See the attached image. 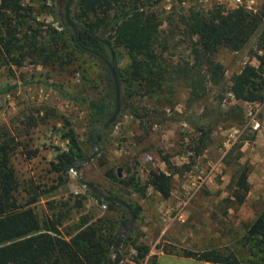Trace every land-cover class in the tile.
<instances>
[{"label":"trees","instance_id":"trees-1","mask_svg":"<svg viewBox=\"0 0 264 264\" xmlns=\"http://www.w3.org/2000/svg\"><path fill=\"white\" fill-rule=\"evenodd\" d=\"M43 1L57 5L63 0ZM161 1L74 0L70 10L74 25L70 26L65 18V4L63 21L55 27L38 21L33 8L26 6L23 0H0V71H12L29 63L72 76L78 62L86 55L100 64L96 81L87 72H81L76 96L67 91L64 83L52 81L49 72L39 76L40 83L66 99L80 101L89 111L92 138L89 137L86 149L68 118L58 112H47L46 119L58 120L63 125L62 138L70 142L68 150L57 156L58 163L52 164L55 172L69 171L74 164L78 170V165L87 161L90 146L106 147L115 128V123L107 125L116 108V86L106 61L118 72L121 110L127 108L131 116L142 121L149 114H140L132 108V102L148 99L157 109L172 107L176 81L190 90L193 102L201 101L210 85L221 86L225 68L216 61V56L222 50L231 53L244 50L264 22V11H253L244 6L226 10L221 5L210 9L192 7L162 20L156 9ZM164 24L170 29H163ZM174 26L191 45V58L175 66L167 57L168 54L174 57V46H171ZM257 50L258 65L247 63L230 80L228 91L235 103L232 110L238 112L241 123L244 122L242 103L264 102V32ZM121 55L128 59L124 68L118 66ZM98 82L102 85L99 94L96 92L99 88L95 86ZM15 87V83L3 86L0 95ZM204 133L194 143L196 155H201L208 145L209 135ZM20 148L26 149L15 130L0 125V264H114L113 248L118 235L123 232L126 239L121 246L128 245L134 250L137 264L145 262L151 248L143 242V233L137 227L140 207L128 203L125 195L130 189L145 194L151 187L164 199H169L174 171L152 169L146 184L132 173V168L125 177H119L114 168L108 169L106 185L84 175L83 178L97 190L85 191L100 206L105 205L106 211L96 219L84 216L74 232L64 234L59 228L65 218L63 213L41 220L34 208L40 198L52 190L39 193L34 186H22L13 163ZM34 154L36 152L28 151L25 156L31 158ZM163 160L170 163L168 157ZM98 161L102 165L108 163L101 157ZM250 189L249 170L245 168L235 180L232 204H244ZM22 191L26 196H22ZM117 200L132 207L136 216L134 223L129 210ZM242 241L243 249L238 251L221 248L163 251L210 264H264V209L252 224L246 225ZM243 251L247 257L241 256ZM147 264H158V255L151 256Z\"/></svg>","mask_w":264,"mask_h":264},{"label":"rangeland","instance_id":"rangeland-1","mask_svg":"<svg viewBox=\"0 0 264 264\" xmlns=\"http://www.w3.org/2000/svg\"><path fill=\"white\" fill-rule=\"evenodd\" d=\"M23 1L33 8L38 21L55 27L63 21L67 0L57 5L43 0ZM237 1L162 0L156 9L162 20L192 7L210 9L221 5L230 10L244 6L253 11H264V0ZM163 29L170 28L164 24ZM263 32L264 22L244 50L239 53L222 50L216 56V61L225 68V77L221 86L210 85L201 101H191L190 90L177 81L174 82L172 107L157 109L151 100H134L132 108L142 115L148 113L149 117L139 121L131 116L130 110L122 109L106 147L90 146L87 161H82L75 170L82 177L85 175L105 185L106 171L111 168L120 170L122 177L129 175L128 170L132 168V173L141 178L142 184H146L152 169L174 171L170 199H160L151 187L145 194L130 189L125 195L128 203L140 207L137 227L143 233L142 240L146 245L155 244L159 227L169 226L174 227V245L164 244L162 239L156 247L174 253L181 249H243L246 225L252 224L264 209V102L261 109L255 105H242L244 122L241 123L238 112L232 110L235 103L228 90L233 74L239 73L247 63L258 65L255 54ZM171 46H174V57L169 54L167 57L174 61V66L191 58L189 39L176 26ZM118 63L124 68L128 64L127 57L121 55ZM99 65L97 60L86 55L78 62L72 76L29 63L12 71H0V88L9 83L16 84L11 92L0 95V125L15 130L19 141L26 147L25 151L20 148L14 156V166L23 187L34 186L39 193L52 190L40 198L34 208L41 220L63 213L65 218L59 228L64 234L74 232L84 216L96 219L106 209L78 182L71 171L73 166L60 173L53 170L52 164L58 163L57 156L68 149L64 145L66 139L62 138L63 125L56 119H46L47 112H58L68 118L86 149L91 136L89 111L80 101L66 99L40 83L39 76L49 72L52 81L64 83L67 91L76 96L81 72H87L96 81ZM95 86L99 88L96 89L99 94L102 85L98 82ZM251 116L261 123L258 131L251 124L245 126ZM204 132L209 135L208 145L201 155H196L194 143L205 135ZM28 151L36 154L27 158ZM96 152L98 154L93 157ZM100 157L107 160V165L98 161ZM164 157H168L170 163H166ZM245 168L249 170L251 189L245 203L236 206L232 204L234 183ZM21 194L26 196L24 191ZM166 210L174 216L183 211L184 221L176 219L168 225L170 218L168 223L162 220ZM144 225H147L145 229ZM123 235L122 241L126 239V234ZM146 237L150 240L148 243ZM164 239L169 238L165 236ZM120 254L119 264H137L135 253L128 245L121 246ZM115 256L113 250V258ZM241 256L247 257L246 251ZM176 262L180 263L178 259ZM160 264H174V257H162Z\"/></svg>","mask_w":264,"mask_h":264},{"label":"water","instance_id":"water-1","mask_svg":"<svg viewBox=\"0 0 264 264\" xmlns=\"http://www.w3.org/2000/svg\"><path fill=\"white\" fill-rule=\"evenodd\" d=\"M74 0H68V2L66 3V7H65V18L68 22V24L70 26H73V22L71 20V16H70V10H71V5H72V2ZM110 70H111V73H112V76H113V79H114V82H115V86H116V108H115V112L113 113V115L111 116V118L109 119V121L107 122V125H111V124H114L119 115L121 114V100H120V84H119V78H118V72L116 70V67L113 66L110 62L106 61ZM92 138V136H90ZM97 148V147H96ZM97 151V149H96ZM98 154V152H96L94 154L93 157H95L96 155ZM92 159V158H91ZM75 167L76 165H73L71 171L74 173V175L76 176L78 182L80 184H82L85 188L93 191V192H96V188L92 185H90L88 182H86L83 177L77 173V171H75ZM118 174H119V177H122V174H121V171L118 170ZM103 198H107L105 196H102ZM117 202L122 205L124 208H127L132 216V223L135 222L136 220V216H135V213L133 211V209L130 207V205L122 200H117ZM125 232L121 233L120 235H118V238H117V241H116V244L113 248L114 250V253H115V258H114V264H119L120 263V258H121V254H120V248H121V242H122V239L124 238V234ZM126 234V233H125Z\"/></svg>","mask_w":264,"mask_h":264},{"label":"crops","instance_id":"crops-1","mask_svg":"<svg viewBox=\"0 0 264 264\" xmlns=\"http://www.w3.org/2000/svg\"><path fill=\"white\" fill-rule=\"evenodd\" d=\"M242 105L243 106H247V105H255L256 107H259V109H261V107L263 106L262 104H260L261 106H259V103H242ZM258 131V130H257ZM261 131V130H260ZM157 194V196L161 199H164L160 194H158V193H156ZM171 198V197H170ZM169 198V199H170ZM165 213H167V210H166V212ZM163 214V221L166 223H168L169 222V220H168V216H167V214ZM169 224H172V221H170L169 223H168V225ZM145 226L147 227V225H144V229H145ZM169 233V234H168ZM156 235H158V239L155 241V244H153L152 242H150L151 243V251H150V254H149V256L146 258V260H145V262L143 263V264H147V261H148V259L151 257V256H153V255H158V264H160V261H161V259H162V257H174V264H178L179 262H176V260L178 259V261H180V263L181 264H210V263H207V262H201V261H197V260H195V259H192V258H185V257H182V256H179V255H177V254H166L164 251H163V248H158V247H156L155 245L156 244H159V242L163 239V242H164V244H169V245H174V227H171V228H169V226H165V227H163V228H158V231L156 232ZM168 235H170V237L168 236ZM165 236H167V238H169V239H164L165 238ZM147 238V237H146ZM148 239V238H147ZM149 242L150 240L148 239V240H146V242ZM147 242V243H148ZM149 246V245H148ZM133 250V249H132ZM133 253H135L134 252V250H133ZM176 262V263H175ZM179 263V264H180Z\"/></svg>","mask_w":264,"mask_h":264},{"label":"built area","instance_id":"built-area-1","mask_svg":"<svg viewBox=\"0 0 264 264\" xmlns=\"http://www.w3.org/2000/svg\"><path fill=\"white\" fill-rule=\"evenodd\" d=\"M242 0H238V3H241ZM230 97L233 99V96L230 94ZM261 104V103H260ZM248 122H245V126H247L248 124H251L252 128L254 130H259L261 128V123L257 120V118L255 116H251V118H248ZM251 120V123H249ZM70 142L68 140L65 141L64 145H65V149H68ZM205 184V183H204ZM103 208L106 209L107 207L105 205H103ZM168 218H170V221H174V220H180V221H184V212L183 211H178L175 216L173 215L172 212H167Z\"/></svg>","mask_w":264,"mask_h":264}]
</instances>
